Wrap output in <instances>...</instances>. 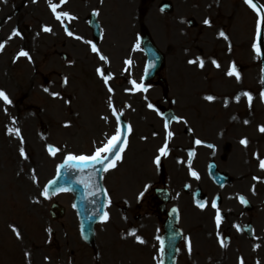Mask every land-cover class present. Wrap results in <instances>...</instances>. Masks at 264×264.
Returning a JSON list of instances; mask_svg holds the SVG:
<instances>
[{
  "label": "rangeland",
  "instance_id": "rangeland-1",
  "mask_svg": "<svg viewBox=\"0 0 264 264\" xmlns=\"http://www.w3.org/2000/svg\"><path fill=\"white\" fill-rule=\"evenodd\" d=\"M193 1L196 5H193L191 0L173 1L176 9L174 16L180 28L181 23L177 15L181 17L193 15L196 17L200 22L199 30L206 27L204 23L207 18L210 19V16L212 22L216 25L226 23L221 21L223 20L221 12L226 11V3L221 7V5L218 6L219 3L217 5L208 0H199L198 4L195 0ZM255 1L260 3L264 9V0ZM228 3L234 10L226 11L229 14L226 32H228L229 36L232 35L234 43L243 42L242 45L238 46V51L234 50L231 55L228 53V61H231V58H235L240 62L243 61V63H246V61L252 62L253 58H256L252 51V45L256 37V16L250 13L246 8L247 6L244 7L239 0H229ZM37 9L38 7L33 3L28 2L25 4L21 0L22 33L25 26L29 25L34 32L35 30L39 31V37L43 33L44 26H48L47 11L43 9V11L37 12ZM214 10L219 13L218 18L216 13L213 12ZM235 10L239 11L237 15H235ZM197 31L193 32L196 33ZM25 34H29V32H25ZM160 35V41L164 43L171 42L165 34L160 32ZM45 38L46 36L42 35L38 41L33 40L31 43L29 40L27 42L22 40L21 51L27 52L28 57H20L18 65L11 64L10 61L14 57V53L12 50L7 49L4 54V60L6 61L8 57L9 64L4 65L3 70L0 68V90L8 94L12 101L10 105H6L4 102L0 104L2 109L5 108V114L9 112V115L4 116V113H2L4 111L0 109V206L1 203L4 205L8 204L7 207L15 213L13 220L15 221V226L12 225L8 232L3 230L0 233H5L6 239L10 240L11 238L10 251L14 241L19 245V248L17 249L15 246L14 250L20 256H24L22 252L24 249L31 251L32 257L35 256L32 258L34 264H45L43 255L47 253L48 264H115L114 262L119 260V253L116 248L118 245H125L124 258L127 253L137 255V252L130 249L128 242L118 238L122 227L125 226L124 221H111L109 225H101L104 227L102 230L103 234L99 236L98 242L101 239L105 241V250L101 251L103 258L99 260L96 252L89 249L80 238L78 232L79 223L72 209L73 197L70 194H62L55 199L67 207V214L63 219L53 220L50 209L52 200L48 197L47 201V198L42 195L47 183L55 177L57 164L68 154L77 156L78 152L85 151L80 144V138L77 136L76 130H74L75 122L66 127V129L63 126L65 113L62 105L63 101L61 100L63 87H61L62 81L59 74L64 71L65 67L59 66V59L55 55L48 57V52L50 53L53 48L59 50L60 48L58 44L54 45L51 40ZM189 40H185L184 44L194 46L197 51L199 45L193 42L192 36ZM156 41L158 42V40ZM262 42L264 45V31ZM196 51L193 50V52ZM209 53L210 50L207 49L205 57ZM193 54L186 55L183 52L180 58L185 60ZM222 61L226 62L227 59ZM16 68L18 69L17 71ZM50 68L53 70V76L48 74ZM259 70V88L262 91L261 62ZM74 73L71 88H68L74 95L75 101V104L71 105V112L75 113V115H77L76 113H82V115L85 113V121L87 122L90 118L91 123H88V127L92 129L96 119V110L95 108L92 109V107L95 105V99L97 102V98L92 97L87 99L89 102H85V98L81 96L83 94L79 93L81 83L77 78L81 73V69L78 68ZM190 74L197 75L195 72H190ZM257 75L258 67L252 62V66L249 68V75L246 73L244 79L245 88L252 86V79L254 78L255 89H258ZM49 79L52 80V85H49ZM220 79L222 82L226 80L223 85L227 90H232L235 93L239 88L242 89L237 84L235 76L229 80L226 78ZM89 86L90 83L85 82V88L89 90ZM15 89H18L17 93L14 91ZM48 89L51 91L48 92ZM64 91L70 92L67 89ZM229 94H232V92L230 91ZM18 105L20 107L19 112L14 107ZM7 107L8 109H6ZM77 125L80 126V123ZM17 128L20 131L23 143H21V139L15 133L9 134L8 132V129ZM49 146L59 149V151L55 155H51L48 151ZM21 147L24 149L27 159L20 155ZM129 158L128 162H131L130 155ZM143 168L148 169V171L152 170L150 164L147 166L145 162ZM139 175L136 181V183L139 182L138 186L145 179ZM116 179H118V176H116ZM110 188L113 189L116 197L119 194H124L117 185L114 187L110 186ZM74 219L75 221H72ZM1 221H5L4 217H0V224ZM148 222L150 224L153 221ZM13 227L20 233V238L13 237V235H16L12 230ZM140 234L148 238L151 237V232L146 228H143ZM155 257L148 256V262H154ZM124 258V264H133L130 257H128V260H124ZM23 261L22 259L21 264H24Z\"/></svg>",
  "mask_w": 264,
  "mask_h": 264
},
{
  "label": "flooded vegetation",
  "instance_id": "flooded-vegetation-1",
  "mask_svg": "<svg viewBox=\"0 0 264 264\" xmlns=\"http://www.w3.org/2000/svg\"><path fill=\"white\" fill-rule=\"evenodd\" d=\"M174 93L173 109L180 121L176 128L175 149L182 154L174 155L176 164L169 170L173 186L177 187L179 183L178 172L186 174L184 163L190 162L191 165V169H188L190 183L182 186L184 218L181 228L185 239L178 264H241V261L243 264H264V221L260 219L256 204L259 193L251 185L240 181L241 167L233 155L231 143L224 145L220 160L216 163L218 170L228 175L227 180L223 185H218L210 179L209 165L206 166L205 162L213 156L215 130L207 125L204 107L189 105L191 101L186 98L190 96H182L179 90ZM165 110L162 107V111ZM197 140L201 144H196ZM190 153L193 155L190 156ZM192 171L198 178L191 175ZM163 181L162 186H168L164 177ZM240 197L247 198L251 204L246 206L241 203ZM154 199V195L148 197L145 201L147 208L153 207ZM213 202L221 215L219 228ZM198 205H203V208ZM156 221H166V217L159 216Z\"/></svg>",
  "mask_w": 264,
  "mask_h": 264
},
{
  "label": "snow or ice",
  "instance_id": "snow-or-ice-1",
  "mask_svg": "<svg viewBox=\"0 0 264 264\" xmlns=\"http://www.w3.org/2000/svg\"><path fill=\"white\" fill-rule=\"evenodd\" d=\"M34 2H35V0H34ZM48 2H49V6H50L51 10L53 11L54 14H56V7L57 6L52 3V0H48ZM244 3L247 4L254 11H256L257 16L260 18L257 22L256 37H255V40H254L253 45H252V51L254 52L256 58L262 59V58H264V51H262V47H261V23L264 22V13L261 12L260 8L253 2V0H244ZM62 16L67 17L69 20L73 19V17L69 16L68 13L56 14V19L61 20ZM205 24H208L210 26L209 21H207V20L205 21ZM43 30L45 32H51V29L48 27H45ZM68 34L72 35L71 32H69ZM17 35H19V33L14 31L13 36H17ZM220 36L227 39V37L224 36L223 32L220 33ZM77 39H79V37H77ZM4 46H5L4 44H0V51L3 50ZM137 47H139V45H137ZM92 51L94 53H96L97 55H99V58L101 60L106 59L103 55H101L99 53V51L95 45L92 46ZM18 55L20 57H28V53L23 51V50ZM29 59H30V57H29ZM198 61H199V67L203 68L204 67L203 60H199V58H198ZM125 63L130 64L131 61H126ZM189 63L193 64V63H197V61L196 60H190ZM213 64L217 68L220 67V65L218 63H216V61H213ZM97 72L100 75V77L104 80L105 85H107L108 80L111 77L110 76L106 77L104 75V72L101 69H98ZM226 74L229 77L235 76V79L237 80V82H239L241 80V77L236 70L235 64H233L230 67L229 71ZM65 83H67V81H65ZM261 83L264 84V79L261 80ZM132 84H133L134 89H136L138 91H146V89L144 88V86L142 84H136L135 81H132ZM108 91L111 93L113 91V89L111 87H108ZM241 95L247 98L249 107H251V104L253 101L252 95L248 92H243V93H241ZM261 98L264 99V92L261 93ZM205 99L208 101H212V100H214V97L207 96V97H205ZM239 99H240V96H237L236 97L237 102H239ZM0 100H2L4 102V104H6V105H10L12 103V101L7 96V94L2 90H0ZM149 107L151 108L152 105H149ZM113 115H116L117 120L119 121V115H117L114 108H113ZM13 123H15V122L13 121ZM245 123H247V121ZM167 128H168V124L165 123V129H167ZM127 131L129 133L131 132L130 126H128ZM259 131L261 133H264V126H261ZM8 132H9V134H12L14 132L15 135L21 139V143H23L22 137H20V131L18 128L17 129H9ZM167 135L169 137H171L173 135V133L169 131L167 133ZM126 142H127V136L124 135L122 137L121 129L118 127L116 129V135H113L110 139H108L107 143L103 144L101 147H97L91 156L68 155L65 159L64 165H62L61 167H65V166H68V167H76V166L84 167V166H97L98 165V166H101V170L107 171V170H109L110 167H115V160H119L121 158L119 153L124 150L122 145L126 144ZM240 143L246 147L248 144V141L246 139H244V140H241ZM196 144H198V145L201 144V141L197 140ZM118 145H120V147H118ZM48 151L51 155H55L56 152L59 151V149H56L54 147L49 146ZM167 151H168V146H167V142H166L164 147H162L160 149V155L157 156V158L155 160V163L157 165L160 164V157L166 155ZM20 155L22 157H24L25 159H27V156H26L24 149L22 147L20 149ZM191 155H193V154L190 153V156ZM258 159H259V157H258ZM259 167L262 171H264V159H259ZM189 168L191 169L190 164H189ZM191 175L193 177L198 178L197 174L194 171L191 172ZM254 179H258V178L254 177ZM62 190L67 191L68 189H62ZM42 195H44L45 198H48V188H45ZM240 201H241V203H245V204L247 203L243 197H240ZM198 206L203 208V205H198ZM212 207L217 209L215 219H216L217 228H219V225L221 223V215H220L219 209L217 208V204L215 202L212 203ZM104 219H105V221L107 220V213L104 214ZM12 230H13V232L16 233L17 237L20 238V233L18 232V230L15 227H13ZM132 235H135V233H132ZM136 239H137L138 243H141V244L144 243V241L142 239H140L139 237H137ZM221 246L222 247L224 246L222 241H221ZM190 250H191V248H190V244H189V251ZM241 264H243L242 261H241Z\"/></svg>",
  "mask_w": 264,
  "mask_h": 264
},
{
  "label": "water",
  "instance_id": "water-1",
  "mask_svg": "<svg viewBox=\"0 0 264 264\" xmlns=\"http://www.w3.org/2000/svg\"><path fill=\"white\" fill-rule=\"evenodd\" d=\"M64 178L65 177L62 175V177L60 178V180L57 182L56 186L57 185L58 186H61V183L64 182L63 181ZM76 188H78V187H76ZM78 189L80 190V188H78ZM88 221H96V220H94L93 218L90 217V219ZM91 227H92V229H91ZM91 227L89 228V227H87V224H84V230H85L86 235H87L88 238H91L92 237L93 224L91 225Z\"/></svg>",
  "mask_w": 264,
  "mask_h": 264
}]
</instances>
